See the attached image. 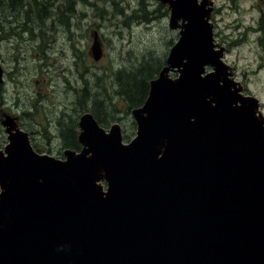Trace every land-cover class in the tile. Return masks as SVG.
<instances>
[{
    "label": "water",
    "instance_id": "water-1",
    "mask_svg": "<svg viewBox=\"0 0 264 264\" xmlns=\"http://www.w3.org/2000/svg\"><path fill=\"white\" fill-rule=\"evenodd\" d=\"M162 2L182 27L144 104L131 111L136 136L127 144L118 124L105 132L89 112L80 120L83 148L66 150L64 162L8 129L0 264H264L257 101L239 93L213 49L205 2ZM90 52L102 58L97 33Z\"/></svg>",
    "mask_w": 264,
    "mask_h": 264
},
{
    "label": "rangeland",
    "instance_id": "rangeland-1",
    "mask_svg": "<svg viewBox=\"0 0 264 264\" xmlns=\"http://www.w3.org/2000/svg\"><path fill=\"white\" fill-rule=\"evenodd\" d=\"M49 1L51 3L45 6H37L33 0H22V6L20 2L18 6H9L7 2L6 6L0 0V32L10 29L17 33L11 44L1 43L0 46L4 70L13 72L8 81L11 83L5 87V105L0 109L1 134L5 140L0 151L9 144L11 132H22L27 135L34 152L60 159L59 153L63 156L64 149L56 138V120L61 113L72 114L74 90L81 86L82 79L94 88L96 77L106 75L102 78L108 82L111 69L137 65L149 54L166 63L169 50L179 37L182 21L171 20L169 3L162 0H144L148 11H155L152 16L163 13L149 23L128 18L141 0H113L117 8L122 9L121 14H117L119 11L114 10L109 0L105 4L98 0H85L86 3L78 0L73 4V14L66 25L61 22L65 16L60 20L55 15L63 0L53 6L52 0ZM198 1L199 4L205 2V23L213 49L222 51L220 60L228 77L235 82L241 95L256 99V115L264 120V52L257 42L264 35V0ZM96 7L102 11H96ZM42 8L44 11L39 13ZM28 11L31 22L23 25L24 14ZM30 25V32H23L29 30ZM96 33L102 48V58L98 62L89 55ZM78 61L80 67L77 69ZM211 70L206 68V72ZM166 76L174 79L177 73L170 69ZM36 98L39 99V114L32 116ZM130 117L132 119L131 114ZM80 120L79 116L77 140L82 132ZM123 124L111 125L119 127L122 143L127 144L136 135V128L129 139H124L123 131L128 132V126ZM111 125L103 129L107 132ZM48 135L51 136L49 140ZM102 180L98 185H104Z\"/></svg>",
    "mask_w": 264,
    "mask_h": 264
},
{
    "label": "trees",
    "instance_id": "trees-1",
    "mask_svg": "<svg viewBox=\"0 0 264 264\" xmlns=\"http://www.w3.org/2000/svg\"><path fill=\"white\" fill-rule=\"evenodd\" d=\"M1 1H4L6 6L7 2L9 6H18L19 2L20 6L23 4L22 0H16L17 4H15V0ZM33 1L37 4V6H45L51 3L49 0ZM58 1L59 0H52V6ZM75 1L78 0H63L60 3L61 5H59V10L58 8L55 10V15H57L60 20L61 17L63 18V16H65V19L63 21L61 20L63 24L68 25L67 19L71 14H73V4ZM81 1L82 0H79V2ZM83 1L86 3L85 0ZM98 1L105 4L108 0ZM109 2L112 3V7L115 11H119L117 14L122 13V9L117 8V5L113 0H109ZM138 5L139 6H137L134 10L133 15L128 18L135 21L149 23L151 20L158 19L159 16L163 14L160 13L158 16H152L155 14V11H148L144 0H141ZM18 9L20 10V7ZM43 9L44 8L40 9L39 13L44 11ZM95 10L99 12L102 11V9L98 7H96ZM166 14L167 11L165 10L164 15ZM24 16L26 20L23 21V25H27V23L29 24V22H31L29 11L27 15L24 14ZM38 19L41 20L42 18L38 16ZM23 32H30V29H24ZM257 42L264 52V35L259 37ZM43 47H45V44H43ZM79 59V61H81V57ZM79 61L76 66L77 69L80 67ZM164 66L165 60L154 58L151 54H149L148 56H143L138 61L137 65H133L131 67H121L116 70L111 69L108 82H104L102 78L106 77V75L96 77L94 88L89 86L86 79H82L81 86L74 90L75 99L71 105L72 114L61 113L59 118L56 120L58 133V137L56 138L60 142V147L64 150L69 149L79 151L80 145L77 140V121L80 115L87 112L91 113L96 122L103 128H106L113 123L127 124L128 132L123 131V137L124 139H129L131 134L133 135L135 129V124L130 117L131 111L140 108L144 104L148 96L150 81L158 76L160 70ZM86 69L87 67H84V70ZM1 99L0 94V109L2 104ZM38 103V98L33 101V108L35 110L34 113L31 114L32 116L39 114L37 110ZM47 139H51V136L48 135ZM4 142L5 140L4 137H2L0 127V148ZM59 155L61 156V153H59Z\"/></svg>",
    "mask_w": 264,
    "mask_h": 264
},
{
    "label": "flooded vegetation",
    "instance_id": "flooded-vegetation-1",
    "mask_svg": "<svg viewBox=\"0 0 264 264\" xmlns=\"http://www.w3.org/2000/svg\"><path fill=\"white\" fill-rule=\"evenodd\" d=\"M30 30H31V25H30ZM16 35H17L16 31L11 32V30L9 29V32H5V29H2V33L0 32V46H1V43L11 44L14 41ZM3 64H4V60L2 59L1 54H0V67L2 70V82L0 83V94H1V98H2L1 99L2 100V104H1L2 106L5 105V87H6L7 83H11L8 81H9L11 75H13V72H10L8 70L7 71L4 70ZM2 137H4V136H2Z\"/></svg>",
    "mask_w": 264,
    "mask_h": 264
},
{
    "label": "bare ground",
    "instance_id": "bare-ground-1",
    "mask_svg": "<svg viewBox=\"0 0 264 264\" xmlns=\"http://www.w3.org/2000/svg\"><path fill=\"white\" fill-rule=\"evenodd\" d=\"M90 54H91V52H90Z\"/></svg>",
    "mask_w": 264,
    "mask_h": 264
}]
</instances>
